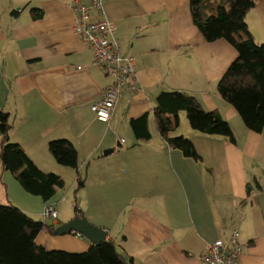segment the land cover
Masks as SVG:
<instances>
[{"label": "crops", "instance_id": "crops-1", "mask_svg": "<svg viewBox=\"0 0 264 264\" xmlns=\"http://www.w3.org/2000/svg\"><path fill=\"white\" fill-rule=\"evenodd\" d=\"M76 1L91 0H0V111L8 113L9 141L40 170L63 179L44 201L0 163V204L14 203L55 228L75 217V210L54 203L75 192L80 176L75 208L106 229L105 239L131 264H200L207 241L228 242L233 230L242 244L239 264H264V129L248 128L217 92L229 41L204 38L189 0H100L89 19H109L121 53L135 60L134 89L122 86L109 119L100 120L90 106L113 77L93 62L74 30ZM245 22L253 40L264 42V0L247 11ZM172 90L217 111L233 139L195 130L181 110L169 135L187 137L201 158L170 147L156 129L153 107L160 92ZM145 112L150 136L136 139L129 120ZM60 138L75 147L77 168L49 151V142ZM47 205L56 219L43 218ZM74 232L43 229L36 242L86 250L90 240Z\"/></svg>", "mask_w": 264, "mask_h": 264}, {"label": "trees", "instance_id": "trees-1", "mask_svg": "<svg viewBox=\"0 0 264 264\" xmlns=\"http://www.w3.org/2000/svg\"><path fill=\"white\" fill-rule=\"evenodd\" d=\"M256 1L225 0L224 4L213 5L211 0H189V6L193 23L207 41L226 38L235 47L236 57L218 79L216 89L237 109L248 128L261 131L264 129V42L253 40L245 22L247 11ZM181 110L195 130L233 139L228 123L217 111L204 110L193 95L183 91H162L153 107L156 129L170 147L179 149L183 155L195 160L201 158L187 137L169 135L178 125ZM129 125L136 139L149 138L146 112L131 117ZM10 129L8 113L0 111L1 167L10 171L27 192L48 200L63 186V179L40 170L19 144L10 142ZM48 147L57 162L77 168V151L69 140H51ZM83 185L84 178L78 176L75 191ZM43 229L52 233L54 227L32 218L14 203L0 204V264H131L111 239L91 243L80 252L47 249L36 242L37 234Z\"/></svg>", "mask_w": 264, "mask_h": 264}, {"label": "built area", "instance_id": "built-area-1", "mask_svg": "<svg viewBox=\"0 0 264 264\" xmlns=\"http://www.w3.org/2000/svg\"><path fill=\"white\" fill-rule=\"evenodd\" d=\"M100 7V0H91L90 3L76 1L73 4L74 30L81 41L92 50L93 62L113 77V82L103 87V97L90 106L98 119L106 121L120 95L121 87L129 86L134 89V85L129 81L135 78V60L132 55L121 53L120 42L109 19H89L92 10ZM43 215L45 218L56 219L53 205L45 206ZM76 235L80 236V233ZM241 251L240 234L233 230L228 242L222 238L207 241L199 255L200 264H239Z\"/></svg>", "mask_w": 264, "mask_h": 264}, {"label": "water", "instance_id": "water-1", "mask_svg": "<svg viewBox=\"0 0 264 264\" xmlns=\"http://www.w3.org/2000/svg\"><path fill=\"white\" fill-rule=\"evenodd\" d=\"M71 231L79 232L93 244H98L105 239L106 231L103 227L95 226L85 216H75L67 222L56 226L52 234L62 235Z\"/></svg>", "mask_w": 264, "mask_h": 264}, {"label": "rangeland", "instance_id": "rangeland-1", "mask_svg": "<svg viewBox=\"0 0 264 264\" xmlns=\"http://www.w3.org/2000/svg\"><path fill=\"white\" fill-rule=\"evenodd\" d=\"M229 44H230L229 54L227 55V58L223 60V64L227 65L226 68L228 67L229 63L236 57V49H235V47L231 43H229ZM226 68H225V70H226ZM75 192H71L70 195H68L66 197L63 196L62 198H60L58 201H56L54 203L55 204L54 206L56 208H58V207L62 208L63 210H71V211L75 210L74 211L75 216H79L80 215L79 212L77 211V209H75L76 205L73 204V203L76 204V202H75L76 193ZM43 218H45V217H43ZM66 234H68V233H66ZM115 243L118 245V242H115Z\"/></svg>", "mask_w": 264, "mask_h": 264}, {"label": "bare ground", "instance_id": "bare-ground-1", "mask_svg": "<svg viewBox=\"0 0 264 264\" xmlns=\"http://www.w3.org/2000/svg\"><path fill=\"white\" fill-rule=\"evenodd\" d=\"M105 231H106V229H105ZM105 237H106V234H105ZM107 239V238H106Z\"/></svg>", "mask_w": 264, "mask_h": 264}, {"label": "clouds", "instance_id": "clouds-1", "mask_svg": "<svg viewBox=\"0 0 264 264\" xmlns=\"http://www.w3.org/2000/svg\"><path fill=\"white\" fill-rule=\"evenodd\" d=\"M75 233V232H74ZM81 236V235H80Z\"/></svg>", "mask_w": 264, "mask_h": 264}]
</instances>
